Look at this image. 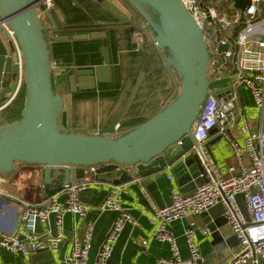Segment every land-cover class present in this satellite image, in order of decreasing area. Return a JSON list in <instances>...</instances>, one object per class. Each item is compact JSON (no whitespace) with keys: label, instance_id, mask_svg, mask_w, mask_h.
<instances>
[{"label":"crops","instance_id":"obj_1","mask_svg":"<svg viewBox=\"0 0 264 264\" xmlns=\"http://www.w3.org/2000/svg\"><path fill=\"white\" fill-rule=\"evenodd\" d=\"M53 3V9L64 25H83L96 29L105 25L106 28L100 38H94V32H89L85 39L70 38L64 41L54 40L53 34L48 32L46 39L52 64L64 63L66 67L73 65L76 69L103 66L106 65L103 51L105 49L109 67L103 82H97L93 88L70 92L66 104L67 114L63 112L61 115L60 125L63 128L67 126V129L79 134L102 129L110 125L127 103L121 119L114 127V134L121 135L150 120L161 108L175 99L180 80L174 68L166 61V49L158 48L154 44L149 26L137 12L130 9L126 1V4L122 0H53ZM149 11L153 17H156L152 9L149 8ZM47 21L46 27H50L52 23L48 19ZM134 29L142 30L143 42L134 41L132 38ZM0 54H9L8 40L3 41L1 36ZM16 87L20 88L18 84ZM201 129L197 135L199 139L203 137L205 143L218 135L215 133L211 136L208 130ZM208 150H206L208 157L214 161L223 175H227V167L234 161V156L226 141L221 138L220 141L212 143ZM188 166L172 172L171 165H167L165 169L141 174L121 185L126 189L121 204L128 208L139 227L125 225L106 264H155L157 258L171 255L168 242H160L152 238V225L138 208L147 204L143 189L146 190L152 203L157 206L168 204L171 192L182 194L193 192L195 183L200 179L194 180L188 177L187 170L199 172V169L193 160L189 161ZM95 167V172L86 167L83 178H96L103 181V184H93L80 193V200L89 207L84 220L73 224L70 213L64 216L65 239L58 251L43 250L14 256L0 248V264L31 262L65 264L64 255L73 228L81 234L88 221L93 223L88 264L94 263L97 251L116 216L114 211L100 212L97 206L112 190L111 180L118 177L123 169L132 171L130 166L120 167L121 170L105 171H99L100 166ZM30 170H33L32 181L24 175ZM163 171L166 172V176ZM169 174H173L170 179ZM42 178V168L28 163H15L11 173L0 174V230L13 232L16 229L20 210L16 198L32 203L46 199L48 195L44 192ZM74 180L76 181L77 178ZM190 220L197 222L199 226L197 240L205 258L204 264H222L231 258L238 248L237 239L226 222L221 206L215 204L196 215L169 222L167 225L177 241L180 256L186 264L189 258L183 230ZM202 227L210 230L208 236L201 233ZM38 229L40 230L41 227L39 226ZM143 240L147 241L145 246Z\"/></svg>","mask_w":264,"mask_h":264},{"label":"built area","instance_id":"obj_2","mask_svg":"<svg viewBox=\"0 0 264 264\" xmlns=\"http://www.w3.org/2000/svg\"><path fill=\"white\" fill-rule=\"evenodd\" d=\"M202 32V39L207 44L208 63L205 78L211 84L228 81V87L219 94L211 93L205 98V105L192 124L191 133L216 127V133L226 141L233 152L234 161L223 175L216 167L204 148L202 171L198 177L201 182L195 185L193 192L182 194L171 192L168 204L157 206L152 203L146 190L143 195L147 204L138 208L152 225V238L168 242L171 255L157 258L155 264H186L180 256L177 241L168 230L169 222L196 215L218 204L228 222L231 232L239 242V247L231 258L222 264H264V0H248L244 8L235 5L234 0H181ZM232 2V6L227 4ZM42 9L37 6L38 15L45 16L51 23L49 11L53 0H39ZM0 27L8 39L14 43L17 53L16 84L23 83V62L20 47L15 34L7 22L0 18ZM51 32V31H48ZM135 42L144 41L141 29L132 30ZM222 46L226 48L222 49ZM0 105L2 111L15 97L19 89ZM247 91L252 105L259 109L260 117L251 123L240 104L238 90ZM245 104L247 102L244 95ZM244 104V105H245ZM201 117V119H199ZM201 129V130H202ZM183 139L177 141L180 144ZM55 173L74 170L75 165L62 164L53 166ZM92 172L95 166H88ZM169 174L168 178H172ZM93 184L103 181L81 178L63 183L60 190L48 195L45 200L32 203L16 198L19 203V220L13 232L0 230V248L14 256H22L37 251L56 252L65 239L64 216L70 213L73 224L84 220L89 207L79 195ZM113 185V184H112ZM106 197L98 204L100 212L114 211L116 216L107 230L105 238L97 251L93 264H106L116 241L126 224L139 227L128 208L123 207L121 199L126 189L121 185L111 186ZM243 193L247 205L248 221L243 217L234 195ZM183 230V238L188 251V264H204L205 258L197 240V222L188 221ZM41 227L39 230L38 227ZM204 236L210 234L207 227L200 228ZM93 223L86 222L81 234L73 228V234L64 255L65 264H88ZM146 245L147 241L143 240ZM3 264V263H1ZM13 264V263H5ZM30 264H38L31 262Z\"/></svg>","mask_w":264,"mask_h":264},{"label":"water","instance_id":"obj_3","mask_svg":"<svg viewBox=\"0 0 264 264\" xmlns=\"http://www.w3.org/2000/svg\"><path fill=\"white\" fill-rule=\"evenodd\" d=\"M125 1L147 23L154 44L166 49V61L176 71L180 83L175 99L153 118L115 135L114 127L127 103L110 125L102 129L79 134L60 125L62 113L67 114L70 92L93 88L97 82L105 80L109 70L106 50H103L106 63L103 66L76 69L73 65L66 67L64 63L52 64L47 34L44 33V30L51 31L56 41L85 39L89 32H94V38H100L104 35L105 25L100 29L64 25L52 8L49 11L52 25L44 27L37 12L38 5L40 9L43 7L39 0H0V18L13 30L20 47L24 82L21 117L8 122L0 111V174L11 173L17 162L37 164L42 168L44 192L51 195L59 191L63 183L83 178L88 166H100L99 171L130 166L131 172L123 169L111 180L113 185H122L141 174L165 169L167 165L176 172L181 167H189L191 160L196 163L198 171H202V148L209 151L212 143L221 140L218 134L210 142L200 145L196 134L190 130L210 86L205 78L208 52L202 32L181 0ZM248 2L234 0L240 8ZM0 30L8 39L1 27ZM8 44L9 54H0V105L13 93L17 77L15 47L10 40ZM224 48L226 46H222ZM238 95L241 106H244L241 89ZM208 132L214 135L216 127ZM180 139L182 142L176 144ZM62 164L75 165L76 168L55 173L53 166ZM187 172L191 179L199 178V172L190 169ZM163 174L166 176L165 171ZM200 182L201 179L195 185Z\"/></svg>","mask_w":264,"mask_h":264},{"label":"rangeland","instance_id":"obj_4","mask_svg":"<svg viewBox=\"0 0 264 264\" xmlns=\"http://www.w3.org/2000/svg\"><path fill=\"white\" fill-rule=\"evenodd\" d=\"M125 3V0H122ZM126 4V3H125ZM229 5L232 6V2L228 1ZM41 19V24L45 27L48 24V21L46 19L45 16L41 15L40 17ZM44 33L48 35V31L44 30ZM229 83L228 81H221V82H217V83H211L208 89V96L211 95V93H214L215 95L219 94L220 92H223L227 87H228ZM244 95L246 96L247 102L244 105V112L247 115L248 120L251 123H256L259 120L260 117V113H259V109L257 107H255L254 105H252L251 100L249 99L248 93L246 90L243 91ZM201 119V117L199 118ZM18 163V162H17ZM31 164V163H28ZM31 165H37V164H31ZM39 166V165H37ZM25 177H27L29 180H33V170H30L27 173H24ZM234 199L235 202L237 203L243 217L245 218L246 221H248V213H247V205L245 203L244 200V195L243 193H238L234 195ZM236 246L239 247V242L238 240H236Z\"/></svg>","mask_w":264,"mask_h":264},{"label":"trees","instance_id":"obj_5","mask_svg":"<svg viewBox=\"0 0 264 264\" xmlns=\"http://www.w3.org/2000/svg\"><path fill=\"white\" fill-rule=\"evenodd\" d=\"M206 100H207V98H206ZM205 101L201 105V109L205 105ZM23 107H24V82L22 83V85H21L19 91L17 92V94L15 95V97L11 100V102L1 112H2V115L4 116L6 121L12 122V121L17 120L21 117Z\"/></svg>","mask_w":264,"mask_h":264}]
</instances>
